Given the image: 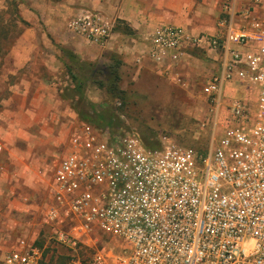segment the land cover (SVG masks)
<instances>
[{"label":"built area","instance_id":"built-area-1","mask_svg":"<svg viewBox=\"0 0 264 264\" xmlns=\"http://www.w3.org/2000/svg\"><path fill=\"white\" fill-rule=\"evenodd\" d=\"M244 3L224 0L211 32L165 24L143 39L139 59L176 83L189 85L181 67L197 52L218 63L202 83L214 116L207 152L169 133L152 147L136 130L83 122L71 131L44 211L50 240L73 251L65 264H264V0ZM69 27L104 46L115 20L84 8ZM12 166L0 162V183L17 176ZM12 231L1 232L0 264H40V234L13 241ZM100 233L119 241L87 259L74 253Z\"/></svg>","mask_w":264,"mask_h":264},{"label":"rangeland","instance_id":"rangeland-1","mask_svg":"<svg viewBox=\"0 0 264 264\" xmlns=\"http://www.w3.org/2000/svg\"><path fill=\"white\" fill-rule=\"evenodd\" d=\"M51 1L57 4L62 2V0H32L35 3L33 8H36L37 12L45 8L47 11ZM21 3L22 0H0V11H5L6 17L12 20L10 27L12 42L9 51L16 45L33 46L35 59L30 67L33 71L34 61L40 63L43 51L50 50L53 58H57L59 65L57 69L51 70L50 75L56 74L58 78L56 80L62 79L60 88L63 90L61 92L63 96H60V103L75 109L71 98L78 96V92L72 76L86 79L84 96L103 108L111 107L115 110L117 119L113 126L116 130H136L146 142L152 144L158 143L161 134L169 133L175 136L181 145L204 153L208 151L214 135V116L211 114L206 95L202 92V83L219 69L214 58L206 57L200 52L186 58L191 60L192 66L201 67L204 70L202 77H198L192 85L189 83L187 86L166 80L152 71L139 73L135 65L123 63L120 56L115 57L116 59L103 56L97 60H85L75 53L87 63V65H77L67 58L64 50L71 49L57 40L55 33L49 29V23L46 22L48 17L44 16V13L38 12V18L34 23L21 21V18L24 20L20 13L22 12ZM60 11L64 13L62 9ZM53 14V11H49V15ZM75 15L67 14V17H64L66 18L64 25L60 27L65 29L66 26V30H70L69 21ZM5 43L3 41V50L8 48ZM9 51L7 53L0 51V140L6 146L5 151L0 154V162L12 163L17 176L0 183L3 203L0 212V241L6 237L1 232L7 234L12 230L13 241L23 235L32 237L40 234V241L45 250L43 264H61L73 251L65 245L50 240L53 230L44 215L48 202L46 191L53 178L54 169L66 151L71 131L84 121L80 118L78 121L64 118L63 125L57 128L53 139L46 134V127L41 128L34 123H30L17 135L7 132L6 127L13 119L10 112L12 105L8 102L10 97L8 95L11 93V85L18 81L24 71V69L18 71L17 68L12 70L15 59L11 60ZM117 59H121L122 62L119 72L122 75L121 88L125 96H116L92 81V79H106L101 67L104 64H115ZM68 63L72 64V73L68 71ZM38 71H42L39 66ZM187 93L190 95L188 96ZM14 161H16L15 165ZM24 162L32 165V171L28 174L23 170ZM12 189L19 194L27 193L31 197L30 203L24 204L20 200L11 202L12 196L9 194ZM109 243L114 244L116 240L100 233L98 240L91 247H79L74 253L87 259L95 249L107 247Z\"/></svg>","mask_w":264,"mask_h":264},{"label":"crops","instance_id":"crops-1","mask_svg":"<svg viewBox=\"0 0 264 264\" xmlns=\"http://www.w3.org/2000/svg\"><path fill=\"white\" fill-rule=\"evenodd\" d=\"M223 1L62 0L60 4L51 1L48 4V12L46 8L38 12L44 13V16L48 17L46 22L49 23V29L55 33L57 40L83 59L97 60L103 56L112 58L117 55L121 57L123 63L135 65L139 73L152 71L156 75H160L150 68L146 61L139 59L146 50L144 36L165 24L183 25L194 33L211 32L214 30L217 17L220 16ZM249 3L250 0H245L244 5ZM34 5L32 0H22L20 5L22 8L20 13L24 20L32 23L38 18L37 9L33 8ZM84 8L100 10L115 20L113 34L106 45H95L73 30H66V26L65 29L62 27L67 14H78ZM61 9L64 11L63 14ZM49 11H53L54 14L49 15ZM60 25L62 26L60 27ZM33 50V46L16 45L9 51L12 56L11 60L15 59L12 70L17 68L18 71L22 69L24 71L10 88L8 102L12 105L10 112L15 119H12L13 121L11 120V124L8 123L9 126L7 125L6 128L7 132L17 135L24 131L30 123H34L41 128L46 127V134L53 139L56 136L57 128L63 125L64 118L78 121L79 115L75 109L65 106L59 101L60 96H63L61 94L63 90L60 88L62 79L56 80L58 79L56 74L50 75L51 70L57 69L59 66L57 58H53L49 49L44 50L41 54L43 57L41 62L34 61L33 68H35L32 71L30 67L35 59ZM185 59L181 72L192 85L194 80L203 76L204 70L201 67L192 66L191 60ZM38 66L41 68V72L38 71ZM162 77L170 80L168 77ZM187 95L189 96L190 93ZM109 238L112 237L109 236ZM114 240L116 243L119 241L116 238Z\"/></svg>","mask_w":264,"mask_h":264},{"label":"trees","instance_id":"trees-1","mask_svg":"<svg viewBox=\"0 0 264 264\" xmlns=\"http://www.w3.org/2000/svg\"><path fill=\"white\" fill-rule=\"evenodd\" d=\"M11 21H12L11 19H8L6 17L5 11H0V51H3L4 53H7L9 51V47L11 46V42H12L10 37ZM21 21H23V23H26V21L23 20L22 18ZM3 41L6 42L5 43L6 45H8V48L4 50L2 49ZM64 51L65 54L67 55V58H69L72 61L71 63L74 62L77 65L78 64L87 65V63L84 60H82L79 56H77L72 50L65 49ZM115 57H117V55H114L111 59H114ZM71 63L67 64V68L68 71L72 73L73 67ZM88 64L91 65L92 63H88ZM121 64H122L121 59H117L115 64H109V65L104 64L103 67H101L102 68L101 70L103 71L104 76H106V79L104 80L92 79V81L97 83L100 87H103L106 90L112 92L116 96H125V92H123L121 88L122 75L119 72V68ZM85 80L86 79H80V78H76V76H72V81L75 83V88L77 89L76 91L78 92L77 93L78 96L72 97L71 101L74 104V108L77 111L79 118L84 122H89L95 125H102V126L109 125L113 129H115L116 127L113 126L114 121H116L117 119L115 110L112 109L111 107L103 108V106L88 100L84 96V92H83ZM76 97L77 100H75ZM146 143L147 145L152 147L157 146V144H152L148 142ZM36 243L40 246H43V243L40 240H38ZM68 258L69 255L67 259L65 258V260L61 262V264H65ZM43 259L41 260L40 264L44 263Z\"/></svg>","mask_w":264,"mask_h":264}]
</instances>
